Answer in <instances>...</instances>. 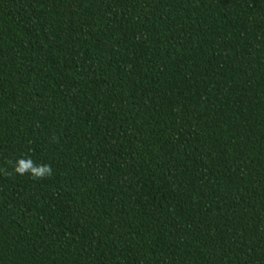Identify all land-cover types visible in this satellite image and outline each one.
<instances>
[{"label": "trees", "instance_id": "16d2710c", "mask_svg": "<svg viewBox=\"0 0 264 264\" xmlns=\"http://www.w3.org/2000/svg\"><path fill=\"white\" fill-rule=\"evenodd\" d=\"M0 264H264V0H0Z\"/></svg>", "mask_w": 264, "mask_h": 264}, {"label": "clouds", "instance_id": "9594fccd", "mask_svg": "<svg viewBox=\"0 0 264 264\" xmlns=\"http://www.w3.org/2000/svg\"><path fill=\"white\" fill-rule=\"evenodd\" d=\"M13 170L16 174L28 173L32 175L34 179L47 178L53 175L50 165L44 164L35 166L31 160H29L28 163H24L23 160H18Z\"/></svg>", "mask_w": 264, "mask_h": 264}]
</instances>
